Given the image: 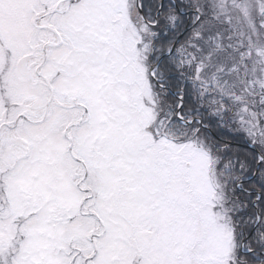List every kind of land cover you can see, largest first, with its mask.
<instances>
[{
	"label": "snow or ice",
	"instance_id": "1",
	"mask_svg": "<svg viewBox=\"0 0 264 264\" xmlns=\"http://www.w3.org/2000/svg\"><path fill=\"white\" fill-rule=\"evenodd\" d=\"M0 264H264V0H0Z\"/></svg>",
	"mask_w": 264,
	"mask_h": 264
},
{
	"label": "trees",
	"instance_id": "2",
	"mask_svg": "<svg viewBox=\"0 0 264 264\" xmlns=\"http://www.w3.org/2000/svg\"><path fill=\"white\" fill-rule=\"evenodd\" d=\"M147 2V0H146ZM225 139L226 141H229V142H232V143H243V140L240 139V138H237V139H233L232 138V135L230 133H225ZM231 148L235 151H239L241 154H243L244 152L248 151L247 149H242V148H239V147H235V146H231Z\"/></svg>",
	"mask_w": 264,
	"mask_h": 264
}]
</instances>
